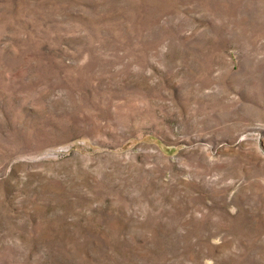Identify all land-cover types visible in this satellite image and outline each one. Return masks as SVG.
<instances>
[{
	"label": "rangeland",
	"instance_id": "1",
	"mask_svg": "<svg viewBox=\"0 0 264 264\" xmlns=\"http://www.w3.org/2000/svg\"><path fill=\"white\" fill-rule=\"evenodd\" d=\"M0 264H264V0H0Z\"/></svg>",
	"mask_w": 264,
	"mask_h": 264
}]
</instances>
